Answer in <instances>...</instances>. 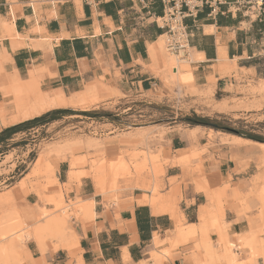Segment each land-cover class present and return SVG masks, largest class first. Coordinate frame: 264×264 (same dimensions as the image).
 <instances>
[{"label": "crops", "instance_id": "obj_1", "mask_svg": "<svg viewBox=\"0 0 264 264\" xmlns=\"http://www.w3.org/2000/svg\"><path fill=\"white\" fill-rule=\"evenodd\" d=\"M257 1L246 0L248 3L242 5L235 0L213 2L198 9L195 18L184 20L189 49L196 55L189 63L192 82L177 85L170 81L171 69L157 45L162 36L155 23L162 15L160 0H0V103L4 101V75L14 74L25 82L28 78L36 79L40 92L61 89L67 95L101 81L132 101L158 91L168 101L171 89L195 92L199 87L198 93L210 91V96L220 93L231 97L248 80L253 81L248 88H258L264 81V0L262 6ZM212 8L213 14L209 15ZM180 101L179 97L172 99V103ZM219 102L216 103L221 105ZM57 109L67 110L59 115L64 117L78 116L71 111H86ZM25 121L0 127V132ZM26 130L29 128L20 127L11 136ZM210 130L218 133L207 126L189 125L171 126L165 134L163 149L167 159L173 162L187 153L192 167L182 165L185 161L166 168L164 182L174 179L176 198L180 195L175 201V212L186 223H198L201 208L210 202L209 197L222 193L223 187L229 185L225 190L227 208L223 211L225 231H209L206 240L222 249L225 235L235 247L238 260L248 263L250 247L241 244L238 235L254 230V241L258 240L251 247L255 248L253 264H264V227L258 218L239 216V205L231 197L235 188L245 191V181L253 175L249 171L253 161H257V148L231 142L226 136L234 134L227 132H219L220 137L210 139ZM242 161L249 163L242 168ZM63 164L57 165L58 179L64 173ZM197 165L199 174H195ZM196 178L207 183V190L196 187ZM90 180L83 177L79 184H71L68 194L71 199L93 202L91 219L69 213L78 239V247L71 252L76 254L78 264H197L199 258L198 264L204 261L203 248H195V236L173 245L174 218L140 202L150 192L136 188L137 182L132 190L114 197L99 193ZM8 194L0 195V204L6 206L12 193ZM154 234L161 241L157 246L152 245ZM25 245L23 264H76L61 247L52 251L47 246L42 254L34 240Z\"/></svg>", "mask_w": 264, "mask_h": 264}, {"label": "rangeland", "instance_id": "obj_2", "mask_svg": "<svg viewBox=\"0 0 264 264\" xmlns=\"http://www.w3.org/2000/svg\"><path fill=\"white\" fill-rule=\"evenodd\" d=\"M250 83L253 81L248 80L245 85L238 86L237 94L231 97H223L220 93H213L210 96V91L198 93L199 87L195 89V92L187 88L182 89V92H173L171 89L168 101L165 100L161 91L156 94L148 93L137 101L128 100L118 93L110 94L97 101L90 98L84 104L86 111L72 112L70 110L71 113L78 115L76 117L58 116L54 120L35 125L24 133L11 136L0 142V175L12 169L18 162H20L18 164L20 173L14 177L10 186L0 188V195L12 193L14 197L13 204L0 207V216L15 208L17 214L23 217L26 223H33L38 219L37 209L40 205H44L49 211L57 208L55 201L49 198L60 190H62L64 204L71 205L81 200L71 199L68 194L70 185L79 184L83 177H89L95 188V183L98 181L99 191L114 197L132 190L135 182L140 186V182L144 181L147 184L155 181L157 190L152 197H165L175 187L174 179L167 180V184L164 182L166 168L177 163L175 160L171 162L167 159L163 149L165 134L171 126L186 128L190 124L184 119L195 114L216 120L222 125L264 137V87L248 88L247 85ZM107 88L112 90L108 86ZM12 97L13 95L3 94V103L7 109L13 105ZM175 97L181 100L178 104L172 103ZM218 100L221 105L216 103ZM215 109H223V111ZM219 132L222 131L218 130V133L209 131L208 137L210 139L220 137ZM146 155L151 157L152 166L148 165L146 160L144 162ZM15 158L18 162L12 163ZM71 159L78 160L77 177L69 180L67 172ZM256 159L257 161L250 160L254 164L249 174L259 172L263 175L264 160ZM185 161L187 160L178 163ZM60 162L64 163V173L58 179L57 165ZM110 163L113 165L108 166ZM118 163H125V165L121 164L120 167ZM248 163V161H242L240 165L244 168ZM182 165L192 168L190 161ZM199 172L201 171L197 165L195 174ZM22 177H25L22 180L24 185L20 187L18 182ZM56 178L60 185L56 182ZM251 179L252 175H248L245 181L247 186ZM195 184L198 189L207 190V183L202 178H196ZM262 187H264L263 179H259L251 181L249 187H246L243 192L233 190L234 195L231 197L239 205V216L259 218L260 194L264 192ZM229 188V185H225L222 193L218 192L209 197L212 207L206 216L207 222L205 221L203 230L197 229L194 235L195 248L203 241H208L206 240L207 232L215 231L221 234L225 231L223 211L227 208L224 204L228 198L225 190ZM143 190L148 191V186ZM179 198L178 193L175 201ZM28 201L33 204H29ZM181 222L185 223L183 220ZM69 226L71 227L70 223ZM48 237H44L45 247L49 246L54 251V241ZM193 237H182L177 230L171 232L173 245L185 243ZM223 237L226 244L225 235ZM24 251L25 248L22 254ZM66 252L71 261L78 264L76 254L67 250ZM199 259L196 260L197 264Z\"/></svg>", "mask_w": 264, "mask_h": 264}, {"label": "bare ground", "instance_id": "obj_3", "mask_svg": "<svg viewBox=\"0 0 264 264\" xmlns=\"http://www.w3.org/2000/svg\"><path fill=\"white\" fill-rule=\"evenodd\" d=\"M164 42L165 36L162 35L159 37L157 45L158 48L161 50L162 54L164 55V63L167 65L168 68L171 69L170 81L174 82L177 85L181 83H191L192 75L189 69V63L190 61L195 59L194 55L196 54L194 52H191V50L189 49L190 52L189 56L187 57L175 55L166 50ZM173 69L175 70L173 71ZM28 79L29 81L27 80V82H25V80L21 81L15 74L4 75V79L1 83V89L4 91L5 94L13 95L12 101L14 102L11 108L9 109L4 106L3 102L0 103V127L7 126L11 123H16L20 120L25 121V119L38 117L52 109L78 107L82 110H85L87 108H84V104L87 103L90 98L97 101L101 100V98L103 97L115 93L113 90L108 89L107 85H105L101 81L86 85L83 91L78 92L76 94L67 95L61 89L52 90L49 92H40L37 90L38 87L36 79ZM259 87H264V81ZM226 137L230 138L231 142L233 143H246L254 145L257 148V150H255V157L264 160V142H258L246 138L245 140H242L236 135H228ZM189 156L190 154L186 153L185 155L180 156L179 158L174 160L177 162H180L182 160H189ZM143 160L144 162L146 160L149 163L148 165L152 166L151 157L149 155H146V158ZM77 161L73 159L69 161V170L67 172L69 180L77 177ZM121 164L125 165V163ZM110 165H113V163L108 164V166ZM114 165L116 164L114 163ZM24 178L25 177H22L18 182V185L20 187L24 185V182L22 181ZM259 179H263L264 185V174L262 175L259 172L252 175L251 181H258ZM251 181L248 183L247 187H249ZM56 182L58 183V185H60L57 178ZM154 182H148L149 184L140 182V186H138L139 183L136 184V187L138 186V188L140 189H147L148 186V192H150V195H144L143 200L140 202L148 203L155 212H168L175 220L173 221V223L175 222L174 230H177V232H179V235L182 237H193L197 233V229L203 230L205 221L207 222L206 214L208 213V211L211 210L212 207L210 203L206 204L203 208H201L198 223L194 224L183 222L182 224L181 221H184L183 216L175 212V189L171 190L168 195H165V197H152L153 193H155V190H157L156 184ZM95 186L96 190L99 193H102L101 191H99L100 183L98 181H96ZM23 189L21 190L23 191ZM234 191L239 192V190L236 188L234 189ZM8 197L9 200L5 203V205L13 204V195L11 194ZM49 200L55 201L57 208L49 211L47 207H45L44 205H40L37 209L38 219L30 224L26 223L23 217L17 214L15 208L6 211L5 214L0 216V264H21L23 260L22 251L25 248V243L30 239L35 241L39 248V251L42 254L47 251V248L45 247L46 242L44 241L45 236H49L53 239L55 245L54 250H56L57 247H61L71 252L78 247V239L75 236L72 228L69 226V213L74 209L73 213L81 215L84 218L91 219L94 215L93 202L79 200L77 202H73V204L71 205L64 204L62 190L51 195ZM3 206V204H0V207ZM258 208V219L261 223V226L264 227V192L260 194V207L258 206ZM238 237L241 241V244L247 245L248 248L250 247V251L252 249H255L251 248L253 244L258 240L255 239L256 241H254V238H256L254 230H250V232L248 231V233L244 235H238ZM159 243L160 239L158 235L154 234L152 239V245L157 246L159 245ZM198 247L203 248L204 261L201 264H244L246 262L243 260H238L239 255L233 249L235 247H233V244L229 243L228 241L226 242L225 247H223L222 249H220L219 246H213V244L208 241H203ZM250 251L248 250V253L252 254L249 255V259L247 260L248 263L246 262V264L255 263V254L253 252L254 250H252L251 252ZM256 254L258 256V253Z\"/></svg>", "mask_w": 264, "mask_h": 264}, {"label": "built area", "instance_id": "obj_4", "mask_svg": "<svg viewBox=\"0 0 264 264\" xmlns=\"http://www.w3.org/2000/svg\"><path fill=\"white\" fill-rule=\"evenodd\" d=\"M144 2L145 0H139ZM221 0H160L162 5V15L155 19L158 28L162 30V35L165 36V48L170 53L187 57L189 55V32L187 30L186 18H195L198 9L204 5H210L213 2ZM237 5L245 4L246 0H235ZM259 6H262V0L257 1ZM213 8L210 10L209 15L213 14ZM12 163H17L18 159L15 158ZM23 164L25 161H21ZM20 164V162H18ZM14 164L12 169L0 175V188L8 187L11 185L12 180L19 171V166ZM10 166V165H9Z\"/></svg>", "mask_w": 264, "mask_h": 264}, {"label": "trees", "instance_id": "obj_5", "mask_svg": "<svg viewBox=\"0 0 264 264\" xmlns=\"http://www.w3.org/2000/svg\"><path fill=\"white\" fill-rule=\"evenodd\" d=\"M66 112H67V110H63V109L48 111V112L40 115L39 117H35L33 119L22 122L18 125H14V126H11L9 128H6L2 132H0V142L9 139L11 137V135L13 133L17 132V130L20 127L28 129V128H31L35 125L43 124V123L48 122L50 120H54L59 115L65 114ZM184 120L187 121V123H189L190 125H203V126L213 128L215 130H220L222 132L231 133V134L243 137V138L251 139L254 141H258V142H264V137H262V136L255 135V134L250 133L248 131H243L242 129H235V128H232L228 125H222L220 122L213 120V119H209L207 117H199V116L193 114L191 117H186Z\"/></svg>", "mask_w": 264, "mask_h": 264}]
</instances>
